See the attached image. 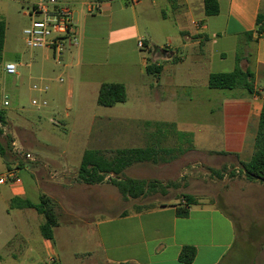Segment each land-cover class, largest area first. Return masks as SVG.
<instances>
[{"label": "crops", "instance_id": "0c3cea01", "mask_svg": "<svg viewBox=\"0 0 264 264\" xmlns=\"http://www.w3.org/2000/svg\"><path fill=\"white\" fill-rule=\"evenodd\" d=\"M216 1L220 12L215 16L206 14L205 0L67 1L73 9L78 44L65 57L70 64L76 60L83 68L98 71L99 87L103 83H122L127 87L124 78L136 74L145 78L149 59L156 65L160 60L173 63L168 65L172 86L197 82L203 71L204 79L208 77L204 85L209 86L211 73L223 71V67L231 68L230 72L235 69L239 49L241 67L255 73V93L224 100L225 150L198 151L242 153L246 141L255 146L264 108V34L244 43L246 33L257 29L264 0ZM142 20L168 29V50L156 46L158 40L153 34H142ZM140 38L146 40V50L138 48ZM185 49L190 51V63L182 54ZM48 60L43 55L37 68L41 78L48 74ZM96 118L91 121L95 123ZM107 119L110 118H103ZM15 138L14 135L12 145L20 144L33 158L24 156L18 162L6 163L7 170L15 171L21 181L8 189L0 188V264H66L81 258L89 259V264H187L179 259L184 247L197 249L190 264H228L226 260L238 240L239 229L220 204L197 199L188 207V216L181 217L178 208L185 207L184 199L168 198L167 189V200L162 202L149 197L147 189L139 196H124L114 184L107 183L108 178L88 185L66 171L59 176L54 173V161L33 150L37 146L35 136L32 135V142ZM153 150L157 154L155 164L159 156L170 155L168 148ZM163 162L168 163V159ZM112 192L121 201L110 214ZM43 195L57 204L59 225L52 240L41 232L44 215L22 204H40ZM256 252L264 256V247ZM251 257L245 264H260Z\"/></svg>", "mask_w": 264, "mask_h": 264}, {"label": "rangeland", "instance_id": "374dc122", "mask_svg": "<svg viewBox=\"0 0 264 264\" xmlns=\"http://www.w3.org/2000/svg\"><path fill=\"white\" fill-rule=\"evenodd\" d=\"M28 11L29 5L25 1L0 0V19L7 24L0 63V109L7 113V124L2 126L0 141L8 148L6 155L0 156V177L8 172L6 163L18 162L24 156L33 158L32 155L27 157L26 148L20 144L11 145L9 149L10 137L14 139V135L15 139L23 138L24 142H32V135L35 136L37 146L33 150L54 161V173L61 176L66 171L78 181L79 168L87 150L174 149L164 157L168 163L159 156L157 164L152 161L137 163L119 177L159 183L162 187L148 196L162 202L167 200L164 194L167 189L168 198L185 200V195H191L196 200L211 199L220 204L239 229L238 240L227 263L245 264L253 256L254 260L264 264V256L260 257L256 252L264 247V184L249 181L242 173V162L252 159L255 146L246 141L244 152L239 154L198 151L199 148L225 150L224 100L253 95L240 88L211 89L204 85L208 80V77L204 79V71L197 82L184 87L172 86L168 65L173 63L160 60V73L148 74L145 78L137 74L124 78L128 82L125 103L115 107L101 106L98 104V71L83 68L76 60L70 64L65 57L67 52L63 60H57L51 52L33 50L26 45L23 32L31 24ZM262 14L264 16V4ZM140 25L144 36L153 34L158 40L156 46L168 50L165 38L168 29H160L144 20ZM104 33L102 27L101 34ZM45 54L49 58L46 61L48 74L41 78L37 68ZM182 54L190 63L189 49L183 50ZM149 62L152 61L149 59ZM8 63L19 65L17 74L10 75L5 71ZM220 69L223 70L220 72L231 70L228 67ZM61 78L63 82H60ZM45 84L49 85L47 92L33 89L34 85ZM34 100L46 101L47 105L35 106ZM5 101L9 102L8 106ZM94 116L98 117L95 123L91 121ZM104 117L110 119L103 120ZM216 171L222 176L219 177ZM106 181L113 184L111 179ZM14 184L9 182L0 188L8 189ZM115 193L112 192L109 198L110 214L121 201ZM88 260H68L66 264H89Z\"/></svg>", "mask_w": 264, "mask_h": 264}, {"label": "trees", "instance_id": "16d2710c", "mask_svg": "<svg viewBox=\"0 0 264 264\" xmlns=\"http://www.w3.org/2000/svg\"><path fill=\"white\" fill-rule=\"evenodd\" d=\"M102 2L104 0H97ZM205 11L208 16L218 15L220 12L219 3L216 0H205ZM7 24L0 19V63L3 60V52L6 40ZM264 34V16L260 15L257 21L256 31L248 32L245 35V41H253L256 37ZM256 36V37H255ZM241 47V45H240ZM162 67L148 60V74L160 73ZM209 87L211 89H244L249 94L255 93V73L251 69H243L241 67V57L238 55L236 67L232 72L211 73L209 76ZM127 101V89L122 83H103L99 89L98 104L104 107H114L117 104ZM7 124V113L4 109H0V135L3 134L2 126ZM13 139L10 137V148ZM189 145V149H192ZM7 147L0 141V156L4 157L7 153ZM174 149H170V154ZM219 154H226L221 152ZM156 152L153 148H127L117 151L104 153L99 150H87L82 159L79 168L78 178L80 182L88 185L103 183L107 178L111 179L113 184L120 190L124 196H139L148 192L155 191L162 187L157 182L148 183L146 181H138L135 179H122L119 177L130 166L142 162H154ZM219 177L222 176L220 171L215 172ZM242 173L249 181L260 182L264 184V108L261 113L259 128L255 142V153L251 160L242 162ZM235 176V173H231ZM170 185H168L169 187ZM139 192V193H138ZM185 207L178 208V215L186 217L189 214L188 207L197 203V200L191 195L184 196ZM23 206L36 209L40 214L44 215L46 221L41 227L42 235L46 239L52 240L54 229L59 225V215L57 213V204L50 197L43 195L40 204H33L29 201L22 202ZM187 206V207H186ZM197 255L195 247H184L180 254V261L190 264ZM57 264V263H52Z\"/></svg>", "mask_w": 264, "mask_h": 264}, {"label": "built area", "instance_id": "2783aa9c", "mask_svg": "<svg viewBox=\"0 0 264 264\" xmlns=\"http://www.w3.org/2000/svg\"><path fill=\"white\" fill-rule=\"evenodd\" d=\"M29 5L27 15L31 18V24L24 30L26 45L33 50H47L57 60H63L65 53L78 44V36L74 22V13L72 7L61 0H20ZM137 2L139 0H132ZM138 48L146 50V40H138ZM19 65L8 63L5 65V71L10 75L18 73ZM64 80L61 78L60 82ZM34 90L47 92L49 85H34ZM9 105L8 101L4 102ZM33 105L42 107L47 102L33 101ZM31 158L30 154H27ZM20 177L15 171H8L6 175L0 177V186L9 182L19 183Z\"/></svg>", "mask_w": 264, "mask_h": 264}]
</instances>
